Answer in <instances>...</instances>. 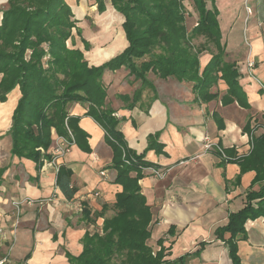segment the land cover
<instances>
[{
    "label": "crops",
    "instance_id": "crops-1",
    "mask_svg": "<svg viewBox=\"0 0 264 264\" xmlns=\"http://www.w3.org/2000/svg\"><path fill=\"white\" fill-rule=\"evenodd\" d=\"M6 1L0 0V5ZM66 1L79 26H84L85 17L78 15V8L84 16L99 13L93 0H88V7L87 0L83 1L85 7L82 2L77 5L79 0ZM184 1L190 4L186 5V25L191 30L197 25L198 13L192 0ZM215 4L228 58L242 63L239 81L250 108L237 102L223 105L220 97L227 90L223 81L214 88L220 90L218 99L200 102L188 83L174 77L162 79L150 73V88L134 79L124 66L103 74L106 101L122 119L119 128L128 149L135 154L145 152V159L155 164L144 168L139 180L153 212L148 244L158 251V240L162 238L164 246L170 247L165 259L174 260L195 252L201 241L207 242L200 255L189 258L186 264H233L225 240L217 238L215 230L227 224L230 212L244 207L245 192L255 173H244L240 183L235 184L239 165L225 163L218 151L234 148L237 155L248 153L251 136L245 127L249 125L248 129L258 134L264 126V0H215ZM105 6L102 13L110 7L115 11L110 0H105ZM207 7H211L210 1ZM122 22L118 34L114 21L108 25L106 31L114 28L106 38L111 42L97 46L109 48L112 44L111 48L117 51L100 61L96 57L90 59L85 51L90 64L100 65L128 46ZM97 58L101 59V52ZM210 58L206 51L200 55L202 68ZM248 60L254 61V69H247ZM136 91H141V97L130 108L120 96H133ZM19 97L16 87L6 101H0V228L5 231L4 236L0 233V258L9 256L5 264H70L66 253L78 256L83 250L85 233L102 230L103 217L95 219L92 214L101 212L104 204H113L116 193L122 189L114 182L117 171L111 166L113 150L105 140L104 130L85 115L87 107L74 103L70 112L80 117L78 125L88 135L90 150L73 144L60 160V166L72 170L73 184L78 187L75 196L68 200L57 185L56 166L48 164L49 159L37 168L34 161L11 154L12 138L7 131ZM154 134L158 147L163 146L161 152L147 149L149 136ZM206 143L213 146L206 148ZM48 152L51 153V147ZM153 167L161 170L162 175L156 176ZM94 191L101 195L89 196ZM26 199L34 202L28 203ZM13 201H21L18 214ZM74 203L82 204V211L74 209ZM84 206L90 208L95 222L83 217ZM110 214L112 210H107L106 215ZM171 227L173 234L168 232ZM229 237L225 233L224 239ZM237 244L242 264H264L263 218L248 220L245 237L239 238Z\"/></svg>",
    "mask_w": 264,
    "mask_h": 264
},
{
    "label": "trees",
    "instance_id": "trees-1",
    "mask_svg": "<svg viewBox=\"0 0 264 264\" xmlns=\"http://www.w3.org/2000/svg\"><path fill=\"white\" fill-rule=\"evenodd\" d=\"M93 1L99 12L106 9L105 0ZM110 1L124 18L122 27L128 46L100 65L87 60L85 51H90L92 45L84 38L77 25L79 20L66 0H7L0 5V101H6L16 87L20 90L7 131L12 138L11 154L32 160L39 168L44 159L52 157L48 150L54 135L89 151L88 135L78 125L80 117L70 112L74 103L85 105V115L104 130L105 140L113 150L111 166L117 171L114 182L122 189L116 193L114 203L104 204L101 212L92 214L84 206L83 217L95 222L101 216L103 226L101 232L85 233L78 256L66 253L70 264H186L189 258L200 255L207 242L201 241L195 252L174 260L165 259L170 247L164 246L162 238L158 240V251L148 244L153 212L139 180L143 169L155 164L145 159V152L135 154L128 149L119 128L122 119L106 101L103 74L124 66L134 79L150 88V73L162 79L174 77L188 83L200 102L220 97V90H214L220 81L227 85L226 93L220 97L223 105L237 102L250 108L248 96L239 81L238 65L228 58L222 43L215 0H192L198 19L191 30L186 25L184 0ZM199 37L204 40L195 43ZM205 51L211 58L202 68L200 55ZM120 97L133 108L141 91ZM248 128L249 125L245 127L251 136L248 153L237 155L234 148L218 151L225 163L239 165L235 184L240 183L244 173H255L245 192L244 207L230 212L227 224L215 230L217 238L225 240L233 264H242L237 241L245 237L246 222L264 220V126L258 134ZM156 136H149L147 149L161 152L163 146L158 147ZM72 175L71 169L59 167L57 185L68 200L78 192ZM107 210L112 214L106 215ZM168 232L173 234L174 229ZM225 233L230 234L228 239H224Z\"/></svg>",
    "mask_w": 264,
    "mask_h": 264
},
{
    "label": "rangeland",
    "instance_id": "rangeland-1",
    "mask_svg": "<svg viewBox=\"0 0 264 264\" xmlns=\"http://www.w3.org/2000/svg\"><path fill=\"white\" fill-rule=\"evenodd\" d=\"M83 1L84 0H81V1L79 0L77 5L81 6V2H82L83 3L82 7L83 6L85 7V4H84L85 1L84 2ZM86 3H87V7H88V5L90 4L89 1L87 0ZM184 4H185V7H186V5H188L187 7H189V5H190L188 1H186V2L184 1ZM78 10H79L78 11V15L81 18L85 17L84 22H83L84 26H81V25L79 26L78 25V27L81 29L85 39L88 40L91 43L92 49L94 48L93 51H88V53H86L87 56L90 59H94L96 57V60L100 61V60H102L104 58H107V57L111 56L112 54H114L117 50L115 49V47L111 48L112 44H110L109 48L97 47V46L99 45L100 42L101 43L104 42V41L106 43H110L111 42V41H106V38L110 36V34L113 32L114 28L111 31L110 30L106 31V28L113 21L117 25L116 26V30L117 31L115 33L118 34V26H119L120 22H122L124 20V18H123V20L121 19L122 15L120 16V14L118 12H115L114 10H112L111 7L106 13L99 12L97 14L95 12V13H92V15H85V16L83 15V12L81 11V8H78ZM120 19H121V21H120ZM118 38L119 37L116 38L117 39L116 41H118ZM203 40H204L203 37H199L198 39L194 40V42L195 43H200ZM81 47H82V45H81ZM100 52H101V59L97 58L99 56ZM250 148H251V145H250Z\"/></svg>",
    "mask_w": 264,
    "mask_h": 264
},
{
    "label": "built area",
    "instance_id": "built-area-1",
    "mask_svg": "<svg viewBox=\"0 0 264 264\" xmlns=\"http://www.w3.org/2000/svg\"><path fill=\"white\" fill-rule=\"evenodd\" d=\"M238 68H239V71L243 73V69H242V63H238ZM246 66H247V69L248 70H252L255 68V63L254 61H251V60H248L246 62ZM74 144V141L72 140H69L65 137H61V136H56L54 135V143L51 147V159H49L47 161L48 164H53L56 166V171L58 173L59 171V167H60V160L70 151L72 145ZM213 145L212 143H206L205 144V147L206 148H211ZM219 150H221L219 148ZM222 151V150H221ZM222 155L226 158V155L224 153H222ZM153 173L156 175V176H161L162 175V171L157 169V168H154L153 167ZM101 175H105V172L104 171H101ZM101 195L100 191H94L92 192L89 196H92L93 198H96V197H99ZM26 202L28 203H32L34 202L32 199H26L25 200ZM13 205L16 207L17 209V214L19 212V209L21 207V201H13L12 202ZM74 209L76 210H79V211H82L83 209V205L82 204H72ZM0 233L4 236L5 235V231L3 228H0ZM9 260V256L8 255H5V256H2L0 258V264H5L7 261Z\"/></svg>",
    "mask_w": 264,
    "mask_h": 264
},
{
    "label": "bare ground",
    "instance_id": "bare-ground-1",
    "mask_svg": "<svg viewBox=\"0 0 264 264\" xmlns=\"http://www.w3.org/2000/svg\"><path fill=\"white\" fill-rule=\"evenodd\" d=\"M117 12V11H116ZM117 18V17H116ZM119 18V17H118ZM106 56V55H105ZM181 246V245H180ZM181 249V248H180Z\"/></svg>",
    "mask_w": 264,
    "mask_h": 264
}]
</instances>
